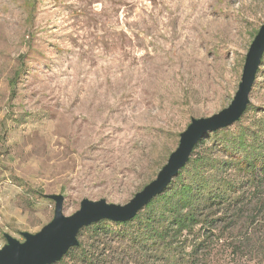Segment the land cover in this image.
I'll use <instances>...</instances> for the list:
<instances>
[{
	"label": "rangeland",
	"instance_id": "rangeland-1",
	"mask_svg": "<svg viewBox=\"0 0 264 264\" xmlns=\"http://www.w3.org/2000/svg\"><path fill=\"white\" fill-rule=\"evenodd\" d=\"M263 22L264 0H0V247L52 220L44 194L66 215L129 202L192 117L230 104ZM250 100L247 124L264 113V56ZM245 232L263 241L264 220L231 240ZM80 233L96 264H142L115 234ZM252 244L213 264H264ZM74 253L61 261L91 264Z\"/></svg>",
	"mask_w": 264,
	"mask_h": 264
},
{
	"label": "trees",
	"instance_id": "trees-1",
	"mask_svg": "<svg viewBox=\"0 0 264 264\" xmlns=\"http://www.w3.org/2000/svg\"><path fill=\"white\" fill-rule=\"evenodd\" d=\"M248 110L249 104L232 126L201 139L165 191L133 219L101 220L84 230L97 241L104 233L115 234L142 264H213L219 252L240 253L253 240L245 232L235 244V229L264 220V113L247 124ZM111 224L123 227L114 230ZM259 240L252 244L257 249L264 242ZM79 245L69 254L78 248L82 260L96 264L90 250Z\"/></svg>",
	"mask_w": 264,
	"mask_h": 264
},
{
	"label": "water",
	"instance_id": "water-1",
	"mask_svg": "<svg viewBox=\"0 0 264 264\" xmlns=\"http://www.w3.org/2000/svg\"><path fill=\"white\" fill-rule=\"evenodd\" d=\"M264 56V22L252 40L245 57L241 81L230 104L206 117H192L180 133L178 146L156 177L125 204L109 203L106 199L84 198L78 210L64 213L63 194H44L55 202L54 216L38 232L23 231L24 240L5 233L0 247V264H55L79 245V233L101 220L125 222L133 219L154 197L163 193L179 171L187 164L197 143L207 134L232 126L245 113L256 75Z\"/></svg>",
	"mask_w": 264,
	"mask_h": 264
}]
</instances>
